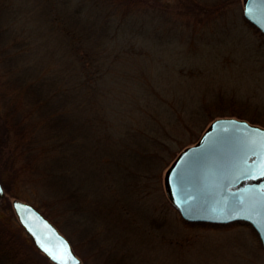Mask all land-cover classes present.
Masks as SVG:
<instances>
[{
	"label": "trees",
	"instance_id": "1",
	"mask_svg": "<svg viewBox=\"0 0 264 264\" xmlns=\"http://www.w3.org/2000/svg\"><path fill=\"white\" fill-rule=\"evenodd\" d=\"M188 1L193 3V9L185 14L194 22L212 15L214 6L220 3ZM168 9L171 8L166 2L155 5L154 0H0L2 85L12 90L11 99L15 97L10 103L6 100V111L24 103L23 114L14 116L18 122L9 119L8 113L3 116L7 127L0 130V153L6 152L1 149L3 146L13 143L16 147V151L9 152L11 164L16 166L12 175L5 177V170L0 167L4 196L14 180L36 191L29 202L57 229H62V222L51 217L48 207L57 210L64 222L72 224L77 243L95 248L104 264H126L123 256H112L115 247L104 243L110 236L152 228L149 220L154 213L146 206L145 191H139L136 183L149 177L148 169L157 163L155 157L147 156L162 149L165 131L151 125H157L167 109L157 107L160 103L150 95H143L145 102L137 113L128 112L131 109L127 106L114 111L113 94L119 96V90L113 76L118 72L115 68L121 56L131 60L145 56L147 50L142 42L157 43L155 38H164L158 27L164 25L160 18ZM154 23L155 27H150ZM257 34L264 43L261 34ZM43 51L47 59L44 62L34 56ZM74 70L77 75L70 78L69 73ZM239 105L219 114L240 118L242 104ZM193 112L200 113L198 109ZM205 114L209 115L208 121L213 117L210 112ZM199 117L205 120L207 116L200 113ZM244 117L264 124V114L257 109ZM19 121L33 122L38 130L18 133L15 125ZM185 121L178 122L181 130L188 129ZM110 125H115L112 131ZM203 126L187 143L198 137ZM92 154L100 164L97 169L92 165ZM104 158L106 162H101ZM246 225L254 243L243 244L239 240L232 245V259L238 264L254 263L247 250L264 257L256 231ZM67 238L73 247L72 239ZM40 260L54 264L34 246L17 219L0 221V264H39Z\"/></svg>",
	"mask_w": 264,
	"mask_h": 264
},
{
	"label": "rangeland",
	"instance_id": "2",
	"mask_svg": "<svg viewBox=\"0 0 264 264\" xmlns=\"http://www.w3.org/2000/svg\"><path fill=\"white\" fill-rule=\"evenodd\" d=\"M213 1L220 3L214 6L212 15L204 14L206 17L204 16L202 21L194 22L190 19L193 17L185 14L192 12L191 1L154 0L155 5L166 2L171 8L160 18L164 25L158 29L163 32L164 38H155L159 40L157 43L151 42L152 40L148 43L142 42L143 49L147 50L145 56H137L132 60L128 56H121L117 61L115 69H118V72H114L116 75L113 78L119 96L113 94L111 109L116 111L127 106L131 109L128 112L137 113L145 102L143 95L145 97L150 95L153 101L160 103L156 105L157 107L167 109L163 110L157 125H151L165 131L162 136L163 143L160 144L162 149L159 148L155 154L147 156L155 157L157 163L153 169H148L151 173L149 177L136 183L139 191H145L146 206L154 213L149 220L152 228L150 231L140 228L135 234L130 230L124 231V234L110 236V240L104 242L115 247L112 256L116 255V258L123 256L126 264H238L234 258L232 259V245L239 240L243 244L254 243V237L244 221L209 224L208 227L184 221L168 200L163 186L165 170L177 152L190 144L187 143L190 141L189 138L199 127L204 125L203 130L212 118L229 115L219 114L221 111H229L242 104L240 118L246 119L244 116H248L251 110L256 109L264 114V43L257 33L263 38L264 35L243 17L241 0ZM243 19L257 32L254 33ZM155 25L151 24L150 27ZM34 56L42 62L47 61L44 51ZM76 75V70L73 74L69 73L70 78H75ZM127 83L131 87H127ZM2 84L0 70V130L7 127V121L3 119L5 113H8L9 119L15 120V115L19 116L24 112L22 102L6 111L8 109L6 100L10 103L15 97L11 99L12 90ZM230 101L234 102V105L230 104ZM196 109L201 115L207 116L205 120L204 117H199L200 113L193 112ZM205 112L213 115L209 121V115ZM29 118L30 116H27V119ZM179 120H186L187 130H181ZM15 121L18 122L17 119ZM114 126L110 125L109 129L112 131ZM107 127L108 125H105L106 129ZM15 128H19L18 133L23 135L27 130H38L33 122L20 123L15 125ZM196 140L197 137L192 142ZM1 149L6 152L0 153V167L5 170L4 176L9 177L12 175L13 167H16L11 164L9 152L16 151V147L12 143ZM92 156L93 154L90 156L92 165L97 169L100 164L98 165V160L95 161L96 158ZM101 162H106V159ZM97 172L100 173L101 170ZM3 196L0 198L2 222L9 221L10 217L16 219L11 206L13 198L29 202V199L36 196V191L14 180L7 196ZM48 211L56 222H62L64 228L58 230L72 239L74 243L72 249L80 260L82 258L79 264H104V258L96 253L95 248L77 243V235L72 230L71 223L70 225L69 222H64L57 210L48 207ZM125 213L126 217H130L128 212ZM181 220L187 224L184 225ZM234 222L238 224L231 228L226 227ZM256 236L258 238L257 233ZM94 237L97 238L96 234ZM24 248L30 249L28 245H24ZM246 254L253 264H264V257L256 252L247 250ZM39 264L46 263L40 260Z\"/></svg>",
	"mask_w": 264,
	"mask_h": 264
},
{
	"label": "water",
	"instance_id": "3",
	"mask_svg": "<svg viewBox=\"0 0 264 264\" xmlns=\"http://www.w3.org/2000/svg\"><path fill=\"white\" fill-rule=\"evenodd\" d=\"M243 17L264 35V0H241ZM165 194L190 223H249L264 250V126L236 116H216L197 140L182 147L163 176ZM0 198L4 188L0 183ZM12 209L34 246L60 253L66 264L80 258L68 239L34 205L13 198ZM39 241V243H38Z\"/></svg>",
	"mask_w": 264,
	"mask_h": 264
},
{
	"label": "snow or ice",
	"instance_id": "4",
	"mask_svg": "<svg viewBox=\"0 0 264 264\" xmlns=\"http://www.w3.org/2000/svg\"><path fill=\"white\" fill-rule=\"evenodd\" d=\"M0 192H2V189H0ZM40 246L42 250L50 256L51 259L55 261H59L60 264H66V262L63 260L62 255L60 253L54 252L52 249L48 248L47 246L43 244H41Z\"/></svg>",
	"mask_w": 264,
	"mask_h": 264
},
{
	"label": "bare ground",
	"instance_id": "5",
	"mask_svg": "<svg viewBox=\"0 0 264 264\" xmlns=\"http://www.w3.org/2000/svg\"><path fill=\"white\" fill-rule=\"evenodd\" d=\"M4 193H5V191H4ZM4 195V194H3ZM48 219V218H47ZM245 223H247V222H245ZM196 224H198V223H196ZM201 224H209V223H201ZM248 225H250L249 223H247ZM218 225H220V224H218ZM251 226V225H250ZM252 227V226H251ZM253 228V227H252ZM254 229V228H253Z\"/></svg>",
	"mask_w": 264,
	"mask_h": 264
}]
</instances>
